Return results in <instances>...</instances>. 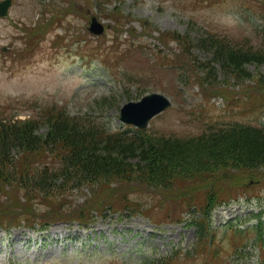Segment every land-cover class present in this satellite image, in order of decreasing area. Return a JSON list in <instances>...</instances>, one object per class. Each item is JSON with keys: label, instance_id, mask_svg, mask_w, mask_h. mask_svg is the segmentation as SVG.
<instances>
[{"label": "rangeland", "instance_id": "1", "mask_svg": "<svg viewBox=\"0 0 264 264\" xmlns=\"http://www.w3.org/2000/svg\"><path fill=\"white\" fill-rule=\"evenodd\" d=\"M103 1L11 0L0 15V117L37 119L45 132V118L63 110L115 130L124 124L126 102L159 92L172 104L150 120L151 133L188 138L234 122L264 124V65L247 66L253 78L237 80L214 67L210 77L207 53L191 43L211 33L240 47H264V0ZM93 17L104 25L101 34L90 30ZM63 153L44 148L35 160L54 168ZM25 161L17 160L18 171ZM258 171L179 179L170 188L104 182L71 190L58 203L40 194L26 201L18 186L0 189V264H147L163 257L168 264H260L264 246L255 231L238 230L259 214L264 220ZM210 185L225 200L210 213L212 244L198 245L184 193ZM79 214L93 222H70ZM26 215L30 221L22 222ZM37 217L44 222L32 227Z\"/></svg>", "mask_w": 264, "mask_h": 264}, {"label": "trees", "instance_id": "2", "mask_svg": "<svg viewBox=\"0 0 264 264\" xmlns=\"http://www.w3.org/2000/svg\"><path fill=\"white\" fill-rule=\"evenodd\" d=\"M100 1L94 0L96 5ZM176 38L183 36L177 34ZM191 43L199 51L207 53L208 61L204 69L209 68L207 74L210 77L213 76L211 67H214L225 76H233L237 80L253 78L247 66L264 65L262 46L240 47L225 37L211 33L197 35ZM213 80L211 83L217 84V77H213ZM258 83L264 92V78L258 79ZM44 125L47 126L46 131L40 132L42 126L37 119L0 117V189L18 186L24 190L26 201L33 194H40L53 197V201L58 203L71 190L104 182L170 188L176 186L179 179L189 181L203 177L206 180L210 178L208 175L214 174L230 179L235 169L243 174L264 171V124L234 122L193 137L175 138L125 124L115 130L108 128L107 124L104 125L107 128H102L84 116L57 110L45 118ZM58 146L64 153L57 167L40 165L35 160L44 148L56 151ZM20 158L26 159L28 166L24 164L23 170L18 171L17 160ZM255 177L253 172L252 179H259ZM207 184L208 181L204 183ZM223 195L212 189L211 185L204 193L195 194L189 188L184 193V203L191 202L190 208L193 210L190 213L191 223L195 226L196 244H212L216 227L210 213L224 202ZM195 199L204 204L198 207L193 202ZM111 209L113 206L109 204L104 212ZM124 209L129 208L125 206ZM77 217L69 219L70 222L78 221L85 227L93 222L87 215L79 214ZM30 218L31 215H26L22 222H29ZM258 219V222L246 228L241 225L238 230L241 234L255 231L253 239L264 246V220L261 214ZM1 221L0 224L5 223ZM43 222L37 217L32 221V227ZM224 224L222 226L225 228L229 223ZM232 229L235 227L232 226ZM246 248V245L242 247L247 254L243 260H248V256L252 255ZM256 261L264 264L263 257L256 258ZM168 263L163 257L147 264Z\"/></svg>", "mask_w": 264, "mask_h": 264}, {"label": "water", "instance_id": "3", "mask_svg": "<svg viewBox=\"0 0 264 264\" xmlns=\"http://www.w3.org/2000/svg\"><path fill=\"white\" fill-rule=\"evenodd\" d=\"M11 6V0L0 2V14L6 15ZM90 30L96 34H101L104 25L96 18H92ZM2 50L8 51L9 48L3 46ZM172 104L171 99L163 93L151 92L142 96L139 100L126 102L120 110V120L123 123L145 129L149 122L156 115L162 113Z\"/></svg>", "mask_w": 264, "mask_h": 264}]
</instances>
